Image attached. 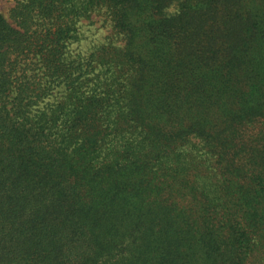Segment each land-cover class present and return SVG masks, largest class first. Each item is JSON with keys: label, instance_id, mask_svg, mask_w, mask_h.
Segmentation results:
<instances>
[{"label": "trees", "instance_id": "trees-1", "mask_svg": "<svg viewBox=\"0 0 264 264\" xmlns=\"http://www.w3.org/2000/svg\"><path fill=\"white\" fill-rule=\"evenodd\" d=\"M0 264H264V0L0 11Z\"/></svg>", "mask_w": 264, "mask_h": 264}, {"label": "rangeland", "instance_id": "rangeland-1", "mask_svg": "<svg viewBox=\"0 0 264 264\" xmlns=\"http://www.w3.org/2000/svg\"><path fill=\"white\" fill-rule=\"evenodd\" d=\"M14 2L15 0H0V11L8 15L10 8L14 6ZM94 19L95 22H90V20L81 22V39L75 44L78 46L77 51L88 52L93 44L98 40H103L106 34L110 32L109 27L104 24L100 16L94 15ZM98 27H100L99 31Z\"/></svg>", "mask_w": 264, "mask_h": 264}]
</instances>
